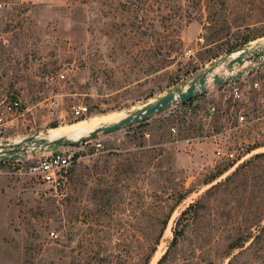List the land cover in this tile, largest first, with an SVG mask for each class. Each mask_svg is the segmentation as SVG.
I'll return each instance as SVG.
<instances>
[{
  "label": "rangeland",
  "instance_id": "obj_1",
  "mask_svg": "<svg viewBox=\"0 0 264 264\" xmlns=\"http://www.w3.org/2000/svg\"><path fill=\"white\" fill-rule=\"evenodd\" d=\"M0 4V142L58 138L83 120L93 130L264 41V0ZM251 65L144 121L62 145L76 156L61 198L28 171L58 146L2 162L0 264H157L167 249L161 264H264V64L233 70Z\"/></svg>",
  "mask_w": 264,
  "mask_h": 264
},
{
  "label": "water",
  "instance_id": "obj_2",
  "mask_svg": "<svg viewBox=\"0 0 264 264\" xmlns=\"http://www.w3.org/2000/svg\"><path fill=\"white\" fill-rule=\"evenodd\" d=\"M246 60H256L257 65L260 66L264 64V41L253 46L237 48L225 56L212 61L209 65L202 67L183 82L168 88L153 100L128 110L126 115L118 120L101 124L77 139H70L64 136L56 139L30 136L16 143L0 142V159H15L19 156H25L28 151L33 152L44 147L51 148L64 144H78L79 142L92 139L100 132L106 133L144 121L151 115L159 113L172 105L186 102L206 93L210 80L214 85H220L244 75L249 69L254 68L255 65L236 71L233 70V67ZM219 68L226 69L228 73L217 75L216 70Z\"/></svg>",
  "mask_w": 264,
  "mask_h": 264
},
{
  "label": "built area",
  "instance_id": "obj_3",
  "mask_svg": "<svg viewBox=\"0 0 264 264\" xmlns=\"http://www.w3.org/2000/svg\"><path fill=\"white\" fill-rule=\"evenodd\" d=\"M1 8V4H0ZM254 87H257V82L253 83ZM231 97L233 100H238L241 97V90L239 85H231L229 89V94L227 97ZM3 112H11L18 108L19 101L13 99L10 101H2ZM56 106V100L50 99L49 107L53 112V108ZM214 110V107L211 108ZM74 113L76 115L80 114L79 107L75 108ZM236 119L239 122H245L246 116L243 111H239L236 115ZM4 125L3 117L0 114V126ZM1 152V151H0ZM217 154L224 155L226 157H232V152H222L217 149ZM74 152L69 149V147L58 146L56 149L51 150L47 153L36 157L35 161L29 165L28 171L35 175V178L39 179L43 183L47 184L51 190V194L55 198H61L65 195V183L67 181L68 171L74 161ZM5 160L10 159H0V171L1 164Z\"/></svg>",
  "mask_w": 264,
  "mask_h": 264
},
{
  "label": "bare ground",
  "instance_id": "obj_4",
  "mask_svg": "<svg viewBox=\"0 0 264 264\" xmlns=\"http://www.w3.org/2000/svg\"><path fill=\"white\" fill-rule=\"evenodd\" d=\"M92 127H94L92 123L83 120V121H78L76 123L70 124L65 127H61L56 131V133H60L64 135V137H67L70 139H73V138L77 139V137H80L81 135H84L88 131H90ZM53 139H56V138H53Z\"/></svg>",
  "mask_w": 264,
  "mask_h": 264
},
{
  "label": "trees",
  "instance_id": "obj_5",
  "mask_svg": "<svg viewBox=\"0 0 264 264\" xmlns=\"http://www.w3.org/2000/svg\"><path fill=\"white\" fill-rule=\"evenodd\" d=\"M247 41H248V39H244L243 42L241 43V45L244 44V43H246ZM238 46H239V45H238ZM191 100H192V99H190V100H188V101H191ZM183 103H185V102H183ZM52 127H54V126H52ZM263 155H264V152H263V153H260V154H256L255 156H256V157H261V156H263ZM75 156H76V155H75ZM75 156H74V157H75ZM191 207H192V205L188 206L187 209H185L183 212H181V217H182V215H183L187 210H189ZM181 217H180V219H181ZM180 219H178V220L176 221V225H177V226L180 224ZM182 232H183L182 227H181L180 229H174V231H173V237L171 238V241H170V244H169L170 246H173V245H175V244L177 243V238H178V236H179L180 234H182ZM240 242H242V240L238 241L237 243H234V244L232 245V247L240 246ZM167 253H168V249H167V250L164 252V254L159 258V260L157 261V264H161V263H162V261L166 258ZM149 259H150V256H147L146 259H145V264H148ZM95 260L99 261L98 259H95ZM86 264H92V263L90 262V260H87Z\"/></svg>",
  "mask_w": 264,
  "mask_h": 264
}]
</instances>
